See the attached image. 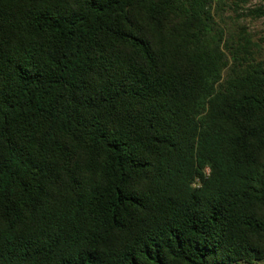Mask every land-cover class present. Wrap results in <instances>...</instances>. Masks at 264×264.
<instances>
[{"label":"trees","instance_id":"1","mask_svg":"<svg viewBox=\"0 0 264 264\" xmlns=\"http://www.w3.org/2000/svg\"><path fill=\"white\" fill-rule=\"evenodd\" d=\"M215 1L0 0V264L264 261V55Z\"/></svg>","mask_w":264,"mask_h":264},{"label":"rangeland","instance_id":"2","mask_svg":"<svg viewBox=\"0 0 264 264\" xmlns=\"http://www.w3.org/2000/svg\"><path fill=\"white\" fill-rule=\"evenodd\" d=\"M259 2L257 0H216L213 10L220 16L218 22L230 31L244 29L254 41L260 54L264 55V21L252 19L247 11ZM254 264H264V261Z\"/></svg>","mask_w":264,"mask_h":264}]
</instances>
